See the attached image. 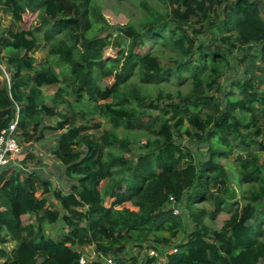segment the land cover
I'll return each instance as SVG.
<instances>
[{"label": "trees", "instance_id": "1", "mask_svg": "<svg viewBox=\"0 0 264 264\" xmlns=\"http://www.w3.org/2000/svg\"><path fill=\"white\" fill-rule=\"evenodd\" d=\"M119 1L139 7L138 28L109 25L96 0H0L10 21L0 18V132L15 120L20 145L52 142L65 178L54 189L29 152L0 170V246H15L10 256L0 247L1 264H79L86 247L97 257L86 264H153L144 252L162 248L176 249L167 264H263L264 0ZM170 81L187 93L165 91ZM94 116L110 126L99 137ZM221 213L228 220L211 229ZM57 224L56 238L44 233Z\"/></svg>", "mask_w": 264, "mask_h": 264}, {"label": "rangeland", "instance_id": "2", "mask_svg": "<svg viewBox=\"0 0 264 264\" xmlns=\"http://www.w3.org/2000/svg\"><path fill=\"white\" fill-rule=\"evenodd\" d=\"M97 3L100 5L101 7V14L104 17V19L106 20L107 23H109V25L111 26H119V27H124L127 23H132L134 26H136L138 28V25L140 24L141 20H142V15L139 12V7L138 6H133L130 5L128 2H123V1H119V0H96ZM0 18L2 20V26H9L10 21H9V17L5 16L4 14L0 15ZM29 20V26L34 28V27H38L39 25V21L40 18L35 14H31L28 18ZM42 34H43V30L38 32V37L42 38ZM44 45L45 43L43 41H40V44L38 45V48L36 50V52L34 53V57L36 59V63L38 64L40 61H42L45 57H47V51L44 49ZM150 48V45H146L144 47L141 48V52L143 54L148 53ZM106 57H111L114 58L115 57V50L110 48L107 49L105 52ZM163 57L166 61H169V59L171 58H176V54L174 52H172L169 48H165L163 49ZM232 58H235L234 56ZM232 58L228 57V61L230 63H232ZM232 65V64H231ZM233 66V65H232ZM234 67V66H233ZM2 69H4V66H2ZM234 69L230 70L227 78H224V86L226 85V79L230 80V78H232L235 74ZM57 73H59V71H56ZM6 78H8V74L4 75ZM134 83L138 86H140L139 88H144L142 86V84L139 82V79L134 78ZM113 83L112 79H106L103 82V85H111ZM151 88H144V92L151 94V96H155L157 93V87L155 85H151ZM161 87H163V89L167 92H170L172 94H175L176 92H181L183 94L187 93L188 91V86L187 85H183V86H177L175 81H170L166 84H164V86L162 85ZM56 91V87H47L43 89V97H44V102L46 105L50 104L49 98L55 93ZM238 93L237 91H235V96H237ZM94 121L100 122L101 123V128L99 131L94 132V134L96 135V137H99L102 133V131L109 129L110 126L107 124V122L103 119H101L99 116H94L93 117ZM92 131H89V133H91ZM49 139L53 140L54 136H48ZM145 136L143 135H137V139L139 140L142 144L145 141ZM131 142V149H133V151L136 150V143L133 139L130 140ZM52 142L48 143L47 141H43L42 143H31V144H23L22 148H21V153H20V161L23 160V158L25 156L24 153L26 152V150L32 154H35L36 158L41 159V163L43 166V172H42V178L43 179H49V181L51 182V185L56 188L58 186V176L61 174V171L57 168L56 164L57 162H55V160H53L51 154L49 155L48 153V148L50 146ZM188 143V144H187ZM184 145L188 146L189 148L192 149L193 152H195V148L189 144V142H184ZM21 147V145H20ZM200 148L201 153L203 152V148L201 147H197ZM34 151V152H33ZM226 166L228 175L231 178V185L232 187H237V182H235V179L237 180V178H234V175L237 176V173L235 171V169L233 168V165L231 163L225 164V162H221ZM30 169L32 168V166L29 167ZM234 179V181H233ZM106 184H109V181H107L106 183H102L101 187H105ZM102 188V189H103ZM240 196V194L238 193V197ZM50 204H51V208H53V210H57V211H61L60 207L58 205V203H56L55 201L49 199ZM112 200H110L109 198H106L105 200V205L108 206L110 204ZM129 208H132L131 205L127 204L126 205ZM205 208L209 211L212 210V206L210 203H207L205 205ZM229 218V215L227 213H221L219 215L216 216L215 220L213 222L209 221L208 219L206 220V223L211 227V229L213 230H219L223 223L225 221H227ZM24 223H29V220H27V218H24ZM60 229V225H43V230L44 233L47 235H50L51 237L56 238L57 234L59 232ZM183 239V237H179L177 239V241L175 243H179L181 240ZM1 248H3L6 252V255L10 256V254L12 253V250L14 249V244L13 243H8L4 246H0ZM163 252H165L167 249H161ZM81 255H83L84 257H86L87 260H91L92 256L94 255L93 251L91 248H84L80 250ZM132 255H135L138 253L137 249H131L130 250ZM141 254V256H143V252L139 253ZM4 259V258H3ZM3 259H0V264L2 263ZM101 261L103 262V260L101 259ZM264 264V263H263Z\"/></svg>", "mask_w": 264, "mask_h": 264}, {"label": "built area", "instance_id": "3", "mask_svg": "<svg viewBox=\"0 0 264 264\" xmlns=\"http://www.w3.org/2000/svg\"><path fill=\"white\" fill-rule=\"evenodd\" d=\"M21 147L16 137V121L11 122L7 128L0 132V170L7 167L10 163L20 162ZM177 214V210H173ZM176 249H167L165 252L159 253L156 250H147L144 255L149 259H154L153 264H167V255L173 254ZM105 264H119L112 257L101 258ZM97 257L92 256L91 260H87L83 255L79 258V264H86L89 261H96Z\"/></svg>", "mask_w": 264, "mask_h": 264}, {"label": "crops", "instance_id": "4", "mask_svg": "<svg viewBox=\"0 0 264 264\" xmlns=\"http://www.w3.org/2000/svg\"><path fill=\"white\" fill-rule=\"evenodd\" d=\"M26 145H28V144H30V143H25ZM21 148H22V145H21ZM34 152V151H33ZM28 153V151L26 150V152L24 153V155L23 156H26V154ZM30 153V152H29ZM24 159V158H23ZM41 160V159H40ZM56 164V166H57V168H58V163H55ZM41 165H42V163H41ZM30 166H32V165H30ZM29 166V167H30ZM31 169H34V166H32V168ZM37 170L39 171V172H41V175H42V170H43V166H41V167H38L37 168ZM63 175V174H62ZM61 174L58 176V186L56 187V188H54L53 186V188L54 189H57V190H59V189H64V185H65V178H63V176H62ZM46 179V178H45ZM48 181H49V179H47ZM65 190V189H64Z\"/></svg>", "mask_w": 264, "mask_h": 264}]
</instances>
